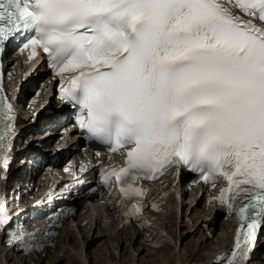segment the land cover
Wrapping results in <instances>:
<instances>
[{
  "label": "snow or ice",
  "instance_id": "obj_1",
  "mask_svg": "<svg viewBox=\"0 0 264 264\" xmlns=\"http://www.w3.org/2000/svg\"><path fill=\"white\" fill-rule=\"evenodd\" d=\"M261 25L264 0H0V55L9 43L30 49V60L41 49L60 78V99L77 111L76 125L109 152L125 150V164L102 180L135 200L128 218L143 220L148 193L138 181L173 168L212 188L225 181L214 199L241 223L221 261L247 264L264 230ZM15 121L0 80L3 172ZM10 222L0 214V230ZM12 240L28 252L42 247Z\"/></svg>",
  "mask_w": 264,
  "mask_h": 264
},
{
  "label": "bare ground",
  "instance_id": "obj_2",
  "mask_svg": "<svg viewBox=\"0 0 264 264\" xmlns=\"http://www.w3.org/2000/svg\"><path fill=\"white\" fill-rule=\"evenodd\" d=\"M10 66H13V64ZM19 69V66L15 67L16 75L19 74ZM11 70L14 71V68H11ZM35 74L36 70L31 74V80L27 82L30 83V87L34 86L32 79ZM43 77H45V75L37 77L34 84L37 85L38 79ZM20 79L23 82V76H21ZM55 84V79L48 77L43 87L52 89ZM53 93H55V91ZM34 94L35 92L31 93L26 91L22 99L23 108L27 110L22 120V129L28 127V122L25 119L29 118V121L31 119L38 120L42 115L40 99H43V97H35ZM29 97L32 101L31 104L30 102H26L27 106L30 105L27 109L25 107V99ZM49 106L50 109L46 111H53L55 113L50 115V121L57 119L62 120L66 117L67 112L63 109L65 106L59 95L57 98L54 96L50 100ZM43 115L45 114L43 113ZM54 123H56V121ZM42 127H46V125L37 123L33 131H36L37 134H43ZM54 129L55 126L50 128V130ZM45 132H47V129L44 133ZM56 133L58 132H55V135L44 143L46 145L51 144L56 138ZM67 144H69V141ZM91 167L93 175H95L98 169L97 162H94ZM171 176L172 182L181 188V198L177 197L178 194L175 192L174 196L172 195V197H170L172 202L168 201V199L166 200V206H163L160 200H157L156 194L158 192L152 193L148 200L144 202V205L149 211L139 225L130 222L129 218H120V210L123 204H117L116 200L104 196L101 199L92 201V207L91 204H89V207L88 202L86 205L82 204L68 219L70 220L72 218V221L64 226L59 232V235L50 239L49 242H47L45 238L39 237L37 239L38 244L42 246L47 245V247L40 252L35 251L34 253L28 252L23 254V252L26 251L25 248L17 246L16 243L14 247L9 250L11 252L7 257V255L4 254V242H2L0 244V264H20L21 262H23V264H63L65 260L69 261L67 264H78V261L81 264L87 259L86 252L92 247H96L93 250L95 257H91V254L88 255L91 261V263L89 262L90 264H107V262H109L108 264H133V262H137L136 264H178V262L179 264H188L190 260L191 263L194 264H211L218 254L229 249L235 229V223L232 220L227 219L225 221L228 210L214 199L219 195L220 189L225 186V182L221 180L217 183L215 188H212L211 184L195 181L188 191L185 189L187 183L184 181L187 177H185L184 173L175 172ZM33 179L34 187L39 191H44L49 186L48 174L38 175L37 173ZM1 187L0 185V189ZM160 187L163 191L164 187ZM175 197H177V199ZM194 199L197 201L195 202ZM100 201H103L104 204H100ZM154 204L159 208L158 211L153 209L152 206ZM58 208L59 209L50 213L56 220L66 213V209L61 203L58 205ZM204 208L205 211L203 213L206 215L202 216L203 214L200 215L198 211ZM25 214H28V210ZM192 215H194V217H191ZM187 217L191 218L188 219L186 225H183L181 222L182 220L187 221L185 220ZM214 219H218L219 223L222 222L223 229L220 227L219 233L217 232L218 222ZM193 222L194 225L190 226ZM58 224L59 221H56L54 227H57ZM219 226H221V224H219ZM12 231L13 233H9L5 237L6 243L13 242V234L15 233L16 235L20 232L15 228H12ZM180 234L183 236L181 235L179 237ZM30 238H32V236ZM201 238L203 241L199 240ZM71 242L73 244H71ZM207 242L210 243L207 244ZM69 245L78 248V254L72 253L73 251L69 248ZM164 247L169 250L167 253L171 252L172 256H167L161 261L159 259V253L162 252L161 250ZM177 247H180L181 252H184V255L179 254L181 255L179 259H177V253H179V248ZM17 248L21 249L19 252L20 256L15 255ZM102 248L104 249L101 250ZM54 249H56V251ZM133 250L138 254L137 258L133 256ZM175 250L177 253H175ZM263 250L264 241L261 243L260 252L257 256L258 264H264V260L260 261ZM119 251L123 252L117 257ZM92 259H94L95 262H93Z\"/></svg>",
  "mask_w": 264,
  "mask_h": 264
},
{
  "label": "rangeland",
  "instance_id": "obj_3",
  "mask_svg": "<svg viewBox=\"0 0 264 264\" xmlns=\"http://www.w3.org/2000/svg\"><path fill=\"white\" fill-rule=\"evenodd\" d=\"M169 199V200H168ZM166 200H168V201H170V202H172V199L171 198H166L165 199V202H166ZM163 206H166V203L163 205ZM202 207V206H201ZM167 210H169V209H167ZM170 211V210H169ZM173 211H175V210H173ZM172 211V212H173ZM205 211V208L204 209H202V210H200V211H198V213L200 214V215H202V216H204V215H206V214H204L203 212ZM190 212V211H189ZM191 213V212H190ZM191 217H194V215H192ZM191 217H187L185 220H187V221H183L182 220V222L181 223H183V225H186V223H188V219H190ZM218 218V217H217ZM227 219H229L228 218V215L227 216H225V221L227 220ZM214 220H217V222H218V224H217V226H218V229H217V232L219 233L220 232V227H221V229H223V227H222V222L221 223H219V221H218V219H214ZM219 224H221V226H219ZM194 225V222L192 223V224H190V226H193ZM182 232H184V231H182ZM182 232H179V233H182ZM217 233V234H218ZM182 234H180L179 235V237L181 236ZM183 236V235H182ZM184 238V237H183ZM203 238V237H202ZM199 239V240H201V241H203V239ZM215 240H216V238H215ZM210 242H207V244H209ZM71 244H73L72 242H71ZM69 248L73 251L72 253H74V254H78V248H76V247H74V246H71V245H69ZM96 247H92L91 249H89V251L88 252H86V257H87V259H85V261L83 262V263H81V264H90L91 263V261H90V257L88 256L89 254H91V257H95L94 256V254H93V250L95 249ZM114 248V247H113ZM177 248H179L178 250H179V253H177L176 252V250H175V253H177V259H179V257L181 256V255H184V252L182 251L181 252V250H180V247H177ZM176 248V249H177ZM104 248H102L101 250H103ZM55 251H56V249H54ZM54 250H53V252H54ZM34 250H32V251H30V252H33ZM108 251V250H107ZM162 252L161 253H159V259L162 261L163 260V258H165V257H167V256H169V257H171L172 255H171V252H169V253H167V251H169V250H167V249H165V247L161 250ZM123 251H119V254H117V257L120 255V253H122ZM52 253V252H51ZM132 253H133V256H136V258L138 257L137 255L138 254H136V252L133 250L132 251ZM19 254V253H18ZM16 255V253H15V255L16 256H19V255ZM39 254V253H38ZM73 254V255H74ZM179 254H181V255H179ZM261 254V253H260ZM14 255V257L16 258V256ZM39 256V255H38ZM19 258V257H18ZM42 258H43V254H42ZM75 259H77L76 257H75ZM262 260H264V250H263V252H262V254H261V258H260V261H262ZM45 261H46V259H45ZM77 261H78V259H77ZM88 261V262H87ZM92 261L93 262H95V260L94 259H92ZM69 261H67V260H65L64 262H63V264H67ZM86 262V263H85ZM90 262V263H89ZM40 263V262H39ZM109 262H107V264H108ZM137 262H133V264H136ZM191 263V260L190 261H188V264H190ZM20 264H23V262H21ZM78 264H80V262L78 261ZM178 264H179V262H178ZM191 264H194V263H191Z\"/></svg>",
  "mask_w": 264,
  "mask_h": 264
}]
</instances>
